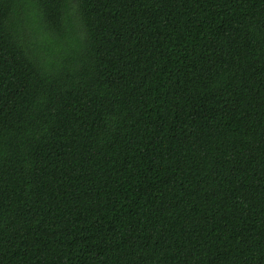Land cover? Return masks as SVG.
<instances>
[{
	"label": "trees",
	"instance_id": "16d2710c",
	"mask_svg": "<svg viewBox=\"0 0 264 264\" xmlns=\"http://www.w3.org/2000/svg\"><path fill=\"white\" fill-rule=\"evenodd\" d=\"M0 264H264V0H0Z\"/></svg>",
	"mask_w": 264,
	"mask_h": 264
}]
</instances>
